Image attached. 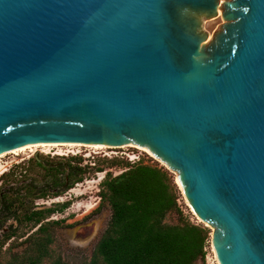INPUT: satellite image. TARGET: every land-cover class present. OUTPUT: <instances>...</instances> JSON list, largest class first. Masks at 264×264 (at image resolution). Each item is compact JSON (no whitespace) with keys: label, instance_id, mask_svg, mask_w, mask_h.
Wrapping results in <instances>:
<instances>
[{"label":"water","instance_id":"95a60500","mask_svg":"<svg viewBox=\"0 0 264 264\" xmlns=\"http://www.w3.org/2000/svg\"><path fill=\"white\" fill-rule=\"evenodd\" d=\"M31 143L146 149L215 264H264V0H0V152Z\"/></svg>","mask_w":264,"mask_h":264},{"label":"trees","instance_id":"16d2710c","mask_svg":"<svg viewBox=\"0 0 264 264\" xmlns=\"http://www.w3.org/2000/svg\"><path fill=\"white\" fill-rule=\"evenodd\" d=\"M32 162L38 164L53 183H57L63 172L64 180L65 177L69 180L66 187L81 181L84 173L93 168L81 165V158L76 156L65 162L63 167L61 164L42 163L37 158ZM109 163L121 164L123 170L116 175L106 172L100 183V204L108 205L110 215L89 261L84 264H206L205 246L209 229L183 216L172 173L163 166L140 159L135 162L110 159ZM95 169L103 170L101 167ZM57 184L45 182L38 185L31 179L15 187L10 185L0 192L1 219L14 217L20 224H39L26 237L25 250L10 256L4 264H41L42 260L50 258L52 228L59 221H42L47 214L62 210L68 203L37 209L23 200L43 197ZM170 213L176 214L177 222L165 221ZM50 262L68 264L59 256Z\"/></svg>","mask_w":264,"mask_h":264},{"label":"rangeland","instance_id":"374dc122","mask_svg":"<svg viewBox=\"0 0 264 264\" xmlns=\"http://www.w3.org/2000/svg\"><path fill=\"white\" fill-rule=\"evenodd\" d=\"M220 1L222 2V0ZM220 15L221 8L218 9L217 16L203 21V29L208 34V38L213 34L216 27L223 22ZM44 144L52 145L31 147L30 149L17 152L6 150L5 154L0 156V192L7 190L10 185L15 187L22 183V181L28 182L31 179L38 185H42L45 182L49 185L63 183V172L59 175L57 183H53L49 176L46 177L44 175V171H41L39 165L32 162L36 158L38 161H42V163L61 164L63 167L65 162L70 161L73 156H76L81 158V165L85 164L93 167L84 173L81 181L74 183L71 187H63L56 192H48L43 197H28L23 200L27 205L36 207L37 209L54 207V205L63 202L68 203L62 210H55L47 214V217L42 221L57 220L59 224L54 225L52 228L53 242L50 244L51 256L42 260L41 264H51L50 261L57 256L61 257V260L68 264H84L89 261L92 250L101 236L110 215L108 205L105 203L100 204V183L106 172L116 175L123 170V165H112L109 163V160L117 159L135 162L140 159L146 163L165 166L146 149L124 144L119 146L94 145L96 147L80 143H70L71 145H68V143ZM54 144L56 145L53 146ZM95 167H101L103 170L97 171ZM172 175L176 184L177 202L183 216L187 217L191 222L201 224L209 229V237L205 246V261L206 264H215L211 257V227L199 217H196L192 209L181 200L178 184L173 173ZM175 215L174 213L166 215L165 221L168 223L177 222V216ZM8 225L11 226L8 230H14V232L0 237V260L2 261L9 259L10 253L14 252L15 255L21 254L27 245L25 241L26 237L33 233L39 224L34 225L33 222L20 224L16 218L10 217L2 228L4 226L8 227Z\"/></svg>","mask_w":264,"mask_h":264},{"label":"flooded vegetation","instance_id":"af4514ba","mask_svg":"<svg viewBox=\"0 0 264 264\" xmlns=\"http://www.w3.org/2000/svg\"><path fill=\"white\" fill-rule=\"evenodd\" d=\"M68 183H69V180H68L67 177H65V180L63 181V183H62V184H58L57 186H54V188L52 189V191H53V192H56L58 189L63 188V187H66ZM8 219H9V218L6 219V217L3 218V219L0 218V237H1V236L3 237V236H5V235H9L10 233L14 232V230H10V231L8 230L9 228H11L10 225H8V227H5V226H4V228H2L3 225H5L6 220H8ZM6 233H7V234H6ZM8 249L10 250V248H8ZM8 249H7V250H8ZM14 255H15L14 252H13V253H10L9 257H10V256H14ZM5 261H6V260H5ZM5 261L0 260V264H4ZM6 262H7V261H6Z\"/></svg>","mask_w":264,"mask_h":264},{"label":"bare ground","instance_id":"6f19581e","mask_svg":"<svg viewBox=\"0 0 264 264\" xmlns=\"http://www.w3.org/2000/svg\"><path fill=\"white\" fill-rule=\"evenodd\" d=\"M35 144V145H34ZM65 144V143H63ZM79 144V143H78ZM52 144H42V143H31V144H27V145H24V146H20V147H17V148H13V149H9L8 151L10 152H17V151H22V150H26V149H30L31 147H38V146H42V147H46V146H51ZM56 144H54L53 146H55ZM68 145H71L70 143H68ZM83 145H93V144H83ZM125 145V144H124ZM92 147H96V146H92ZM100 147V146H99ZM9 152V153H10ZM5 154V151L4 152H0V156Z\"/></svg>","mask_w":264,"mask_h":264}]
</instances>
